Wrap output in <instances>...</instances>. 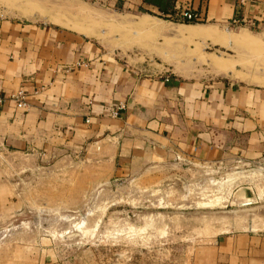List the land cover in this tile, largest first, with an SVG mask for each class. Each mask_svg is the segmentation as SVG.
<instances>
[{
	"label": "crops",
	"instance_id": "0c3cea01",
	"mask_svg": "<svg viewBox=\"0 0 264 264\" xmlns=\"http://www.w3.org/2000/svg\"><path fill=\"white\" fill-rule=\"evenodd\" d=\"M79 1L99 13H125L141 28L139 39L126 35V47L115 40L106 46L62 15L46 11L58 22L0 15V157L51 162L84 155L106 167L103 178L114 179L172 160L236 167L230 179L252 188L235 190L236 206L221 212L236 217L221 221L186 264H264V194L256 185L264 161V0ZM182 9L207 24L171 18ZM234 20L244 27L234 32L238 44L199 32L223 31ZM205 44L243 47V57L200 56ZM18 90L25 108L11 98Z\"/></svg>",
	"mask_w": 264,
	"mask_h": 264
},
{
	"label": "rangeland",
	"instance_id": "374dc122",
	"mask_svg": "<svg viewBox=\"0 0 264 264\" xmlns=\"http://www.w3.org/2000/svg\"><path fill=\"white\" fill-rule=\"evenodd\" d=\"M80 3L0 0V15L42 20L20 15L22 7H36L46 15L77 20L84 27L65 25L95 34L106 46L115 40L126 47V35L129 41L139 39L140 27L126 21L125 13H99L96 5ZM222 28L234 34L244 27L227 23ZM242 48L220 51L205 44L200 56L216 52L243 57ZM48 162L13 153L0 157V264H186L195 247L219 231L221 221L236 217L221 212L236 206L235 190L252 188L248 180L230 179L236 167H196L172 160L114 179L103 178L106 167L93 165L84 155ZM259 178L262 195L264 161Z\"/></svg>",
	"mask_w": 264,
	"mask_h": 264
},
{
	"label": "built area",
	"instance_id": "2783aa9c",
	"mask_svg": "<svg viewBox=\"0 0 264 264\" xmlns=\"http://www.w3.org/2000/svg\"><path fill=\"white\" fill-rule=\"evenodd\" d=\"M243 1V0H241ZM173 19H176L177 21H200V17L195 14L193 11H190L188 9H182L180 11L175 12L172 17ZM231 24L241 25V23L236 22L235 20L231 22ZM251 26H253V23H250ZM11 98L16 102V106L20 108H25L27 106L26 100H25V94L23 90H18L15 93L11 95ZM2 97L0 96V105L2 104ZM124 108V105L121 103L118 105L117 109L112 111L113 115L117 116L120 109Z\"/></svg>",
	"mask_w": 264,
	"mask_h": 264
},
{
	"label": "bare ground",
	"instance_id": "6f19581e",
	"mask_svg": "<svg viewBox=\"0 0 264 264\" xmlns=\"http://www.w3.org/2000/svg\"><path fill=\"white\" fill-rule=\"evenodd\" d=\"M39 10V9H38ZM20 15L21 16H23V17H26V18H48V19H50V16L49 17H47L46 16V14H44V13H41V12H39V11H37V9H36V7H22L21 8V13H20ZM54 22H55V20H54ZM139 25V24H138ZM144 25V24H143ZM142 25V26H143ZM141 26V25H140ZM141 26V27H142ZM145 27H146V24H145ZM141 29V28H140ZM212 30V29H211ZM80 31H82L83 33H85V34H87V35H92V34H89V33H87L84 29H82V30H80ZM199 32H201L202 34H204V35H211V34H216V33H218V35H221L222 36V38H224L225 39V41L226 40H230V41H234V42H239L240 41V36L241 35H236L235 33L234 34H221V32H212V31H209V30H207V29H200L199 30ZM211 32V33H210ZM213 59V58H212ZM213 62H215V63H217V65H218V67H222L223 65H222V63H221V61L219 62V61H216V59L215 60H213ZM223 64H224V62H223ZM225 66V65H224ZM226 67V66H225ZM221 70V69H220Z\"/></svg>",
	"mask_w": 264,
	"mask_h": 264
},
{
	"label": "trees",
	"instance_id": "16d2710c",
	"mask_svg": "<svg viewBox=\"0 0 264 264\" xmlns=\"http://www.w3.org/2000/svg\"><path fill=\"white\" fill-rule=\"evenodd\" d=\"M175 21H177L176 19H174ZM177 22H183V23H188V24H194V23H198V22H203L202 20L200 21H188V20H184V21H177Z\"/></svg>",
	"mask_w": 264,
	"mask_h": 264
}]
</instances>
